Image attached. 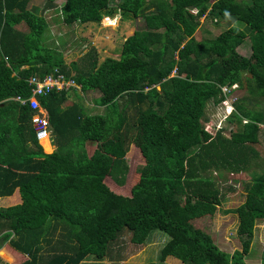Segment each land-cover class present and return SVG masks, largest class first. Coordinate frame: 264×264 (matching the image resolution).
<instances>
[{"label": "trees", "instance_id": "16d2710c", "mask_svg": "<svg viewBox=\"0 0 264 264\" xmlns=\"http://www.w3.org/2000/svg\"><path fill=\"white\" fill-rule=\"evenodd\" d=\"M30 2L0 0V198L21 197L0 206L1 261L123 264L113 256L114 243L130 235L132 244L144 245L160 230L168 237L158 261L145 264H163L170 256L183 264H248L250 240L242 249L223 250L194 220L214 215L223 204L220 173H241L259 163L264 0H65L59 6L47 0L44 12L56 7L67 26L98 23L113 10L146 21L145 29L124 40L118 57L100 61L93 47L71 62L63 49L46 43L49 19L30 9ZM203 16L236 24L198 39ZM247 37L249 56L238 50ZM35 74L63 75L83 93H99L91 109L78 89L41 96L56 147L51 153L37 138L31 108L15 99L31 95ZM235 83L247 88L228 118L235 128L214 131L209 107L226 98L223 85ZM96 107L103 111L93 112ZM110 141L112 151L104 146ZM133 144L143 156L134 171L154 186L127 195L106 178L119 188L126 184ZM244 189L245 200L236 208L239 232L252 236L254 217L264 216V166Z\"/></svg>", "mask_w": 264, "mask_h": 264}, {"label": "rangeland", "instance_id": "374dc122", "mask_svg": "<svg viewBox=\"0 0 264 264\" xmlns=\"http://www.w3.org/2000/svg\"><path fill=\"white\" fill-rule=\"evenodd\" d=\"M46 1L47 0H31L29 8L37 13H42L44 12L43 7L46 5ZM64 2L65 0H55V4L58 6ZM44 13L49 19V27L44 34L45 41L48 45L57 46L58 48L63 49L67 62L80 58L93 47L98 51L100 61L110 56L118 57L124 40L135 30L145 29L147 27L146 21L143 17L133 19L124 18L119 10L116 12L114 10L112 12H104L102 20L98 23H77L75 26H67L63 24L59 18L60 14L56 7L46 10ZM200 23L201 24L196 32L198 39L203 37H215L221 31L236 24L234 19L227 20L222 24H216L211 16L201 17ZM242 26L248 33H250L248 25ZM19 28L25 31L28 30L26 24L19 25ZM238 50L244 55H251L252 46L249 37L246 38ZM174 74L175 71H173L172 75ZM247 76L248 74L244 75V81ZM78 91L80 92L83 101L88 106V109L95 107L94 100L99 93L91 91L86 94L83 93L81 89H78ZM246 93L247 88L245 86L243 88L238 87L231 95H229L228 100H224L218 105H214V112H210V115L213 118V121L210 122V128L217 131L220 127H224L226 128L225 130L227 133L232 127L235 128L233 124L226 120L224 112L227 111V108L224 107V104L229 106L228 103L232 102L234 98L245 95ZM229 110L230 107H228V111ZM92 111L102 112L103 108L99 107L97 109H92ZM40 140L45 146L43 147L45 152L51 153L56 148L49 144L47 137L42 136ZM104 146L106 150L112 151L110 148L111 141L104 143ZM94 147L96 146L92 144L90 147L91 152ZM256 147L260 151L258 165L241 173H220V175H218L221 180L220 186L225 193L223 204L218 206L214 215L194 220L196 226L206 229L214 235L217 244L223 250L232 252L236 249H242L243 242L245 240H250L251 249L246 257L248 264H261L264 260V216L254 217L255 223L252 226V236L240 234V217L236 208L245 200V182L253 178L254 175L262 172L264 166V140L263 143L256 144ZM128 159L132 168L126 184L122 188L117 187L116 182L110 175L106 178L107 184L111 188L116 189V191H120L127 195H133L140 189H152L154 184L152 182L144 181L134 171L138 166L136 163L137 161L139 164L143 163V156L134 144L128 153ZM8 197L9 196H6L4 201L0 200V206H9L18 203V196L11 197L9 200L6 199ZM2 198L3 197H1V199ZM162 233L163 232L160 230H154L149 240L144 245L132 244L130 241V235H127L123 239L114 243L113 256L114 258H123V264H145L149 261L157 262L160 249L167 240V235L164 237ZM0 260H2L1 256ZM109 261L110 260H105L102 263H99L95 260H91V264H110ZM81 264L87 263L82 262ZM163 264H183V262L175 256H170Z\"/></svg>", "mask_w": 264, "mask_h": 264}, {"label": "built area", "instance_id": "2783aa9c", "mask_svg": "<svg viewBox=\"0 0 264 264\" xmlns=\"http://www.w3.org/2000/svg\"><path fill=\"white\" fill-rule=\"evenodd\" d=\"M56 71H58V69H56ZM29 81L32 86L31 95L29 97L18 95L15 97V99L23 105H29L31 108L33 112L32 123L35 128L38 140L40 141V138L45 136L48 138V142L52 145L53 137L50 129V122L42 105L41 96L49 94L52 91L71 90L72 87L80 88V86L73 78L65 79L63 75L58 77L54 75H46L41 77L35 74L30 77ZM237 87V84H234L232 87L227 85L222 86L223 93L226 95L225 100H228L229 95H231L234 89ZM235 99L236 98H234V100ZM224 115L227 116V113H224ZM247 121L248 120H244V122ZM259 127L264 131V122H259ZM0 264L6 263L0 262Z\"/></svg>", "mask_w": 264, "mask_h": 264}, {"label": "clouds", "instance_id": "9594fccd", "mask_svg": "<svg viewBox=\"0 0 264 264\" xmlns=\"http://www.w3.org/2000/svg\"><path fill=\"white\" fill-rule=\"evenodd\" d=\"M175 71V70H174ZM175 73H176V71H175ZM75 80V79H74ZM77 83V82H76ZM78 84V83H77ZM235 84H237L238 85V87H240L239 86V84L238 83H235ZM79 85V84H78ZM234 85V84H233ZM233 85H231V86H229V85H227V86H229V87H232ZM80 86V88H77V87H72V89H81V85H79ZM223 86H226V85H223ZM237 87V88H238ZM234 91H235V89H234ZM239 97H236V99L235 100H233L232 102H229L228 104H229V106L228 105H225L224 104V107L225 108H227V111H225L226 113H227V116H226V120L228 121V118H229V116L230 115H232V113L236 110V108H235V102H236V100L238 99ZM226 99V98H225ZM225 99H223V100H221L220 102H218V104L219 103H221L222 101H224ZM218 104H214V103H212L211 104V106L209 107V112H214L213 111V107H214V105H218ZM43 105V104H42ZM228 107H230V111L228 112ZM46 111V110H45ZM224 112V113H225ZM46 114H47V112H46ZM47 117H48V115H47ZM209 117H210V121H209V125H210V122L211 121H213V118L211 117V115H210V113H209ZM49 120V119H48ZM244 120H247V119H244ZM243 120V121H244ZM50 122V121H49ZM229 122V121H228ZM248 122V121H247ZM230 123V122H229ZM211 126V125H210ZM221 128H223V127H220L219 129H221ZM233 128V127H232ZM51 129V128H50ZM51 133H52V131H51ZM53 137V136H52ZM40 142V141H39ZM41 143V142H40ZM50 144V143H49ZM41 145H42V143H41ZM51 145V144H50ZM52 145L53 146H55V144H54V139H53V143H52ZM43 146V145H42ZM44 147V146H43ZM44 149V148H43ZM54 151V150H53ZM52 151V152H53ZM0 262H4V261H1L0 260ZM6 263V262H5ZM7 264V263H6Z\"/></svg>", "mask_w": 264, "mask_h": 264}, {"label": "crops", "instance_id": "0c3cea01", "mask_svg": "<svg viewBox=\"0 0 264 264\" xmlns=\"http://www.w3.org/2000/svg\"><path fill=\"white\" fill-rule=\"evenodd\" d=\"M18 196V197H17ZM6 197V196H5ZM5 197H3L2 199L0 198L1 201H4ZM11 197H17V202H20L21 201V197H20V194L19 193H15L14 195L12 196H9L8 198L6 199H11Z\"/></svg>", "mask_w": 264, "mask_h": 264}]
</instances>
